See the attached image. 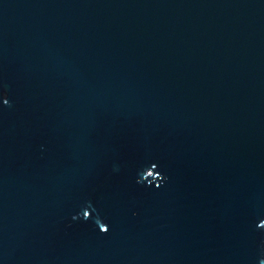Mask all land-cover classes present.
<instances>
[{
	"label": "water",
	"instance_id": "1",
	"mask_svg": "<svg viewBox=\"0 0 264 264\" xmlns=\"http://www.w3.org/2000/svg\"><path fill=\"white\" fill-rule=\"evenodd\" d=\"M0 91V264H264V0H0Z\"/></svg>",
	"mask_w": 264,
	"mask_h": 264
},
{
	"label": "clouds",
	"instance_id": "2",
	"mask_svg": "<svg viewBox=\"0 0 264 264\" xmlns=\"http://www.w3.org/2000/svg\"><path fill=\"white\" fill-rule=\"evenodd\" d=\"M0 101H2L5 105H7L8 103H9V101H8V96H7V93L6 92H4V91H0ZM154 166V167H153ZM153 166H151L150 168H147V169H145L144 170V172H143V174L145 173V172H147L149 169H152L153 171H154V169H155V165H153ZM160 179L161 180H163V179H165L163 176H160ZM140 181L138 180L137 181V183H139ZM157 187H159L160 185L159 184H157L156 185ZM88 212V211H87ZM87 218H89V217H87ZM87 218H85V219H87ZM96 223L99 225V229H100V231H101V225H104L103 223H101L99 220H97L96 221ZM105 227H104V230L103 231H101V232H107V227H106V225H104ZM257 227H264V226H261V223L259 224V225H257Z\"/></svg>",
	"mask_w": 264,
	"mask_h": 264
}]
</instances>
